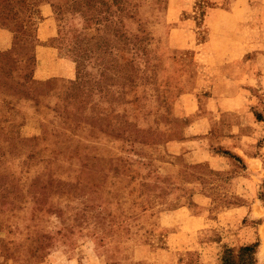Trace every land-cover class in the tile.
I'll use <instances>...</instances> for the list:
<instances>
[{
    "label": "rangeland",
    "instance_id": "1",
    "mask_svg": "<svg viewBox=\"0 0 264 264\" xmlns=\"http://www.w3.org/2000/svg\"><path fill=\"white\" fill-rule=\"evenodd\" d=\"M46 2L73 78L34 76ZM0 26V264H264V0H0ZM236 107L260 161L223 148Z\"/></svg>",
    "mask_w": 264,
    "mask_h": 264
},
{
    "label": "crops",
    "instance_id": "2",
    "mask_svg": "<svg viewBox=\"0 0 264 264\" xmlns=\"http://www.w3.org/2000/svg\"><path fill=\"white\" fill-rule=\"evenodd\" d=\"M42 8L43 17L38 27L39 42L36 44L35 47L36 70L34 72V76L38 79H47L53 76L73 78L76 75L75 59L68 54H63L56 45L50 42V39L53 37L54 34H56L57 31V28L54 29L56 21L53 14V6L51 5V3L46 2L42 5ZM12 38V31L7 27L0 26V49H4L10 46ZM207 98H209L207 100V104L213 101L211 96H208ZM197 107L199 106L196 103V108ZM207 108L210 111L214 110V106ZM233 110L234 111L232 112V114L236 115L237 118L235 119V121L230 122L228 124L231 126L232 130L229 132L230 134L225 137L226 140L222 143L225 144L223 148L231 150L233 153L242 156L245 160L249 161V159H253L254 161H260V159L256 157L262 154L261 152L263 146H258L257 134L251 135L252 133L250 131V128L254 130L257 123L263 122V120L254 117V115H251L250 113L251 118L247 120L248 128L244 130L242 129V127L247 126L243 125V113L241 112L244 111L241 110L240 107H236ZM204 122L207 124L205 129H192L193 134L197 135L201 133H209V129H211L214 125V120L208 114L204 115L203 117H199V119H195L190 128H193V125L198 126L199 124H204ZM207 137L209 136H206V138ZM190 139L191 137L182 140H175L174 143L179 144L181 146L178 151H185L183 146H187L188 142H190ZM195 142L196 144L192 146L193 148L191 150L186 149V153L190 154V156L194 158V160L203 161L207 160V158L215 154L221 155L220 152L222 150H216L211 144H207L211 146H203L202 144L204 143L201 138L195 140Z\"/></svg>",
    "mask_w": 264,
    "mask_h": 264
},
{
    "label": "trees",
    "instance_id": "3",
    "mask_svg": "<svg viewBox=\"0 0 264 264\" xmlns=\"http://www.w3.org/2000/svg\"><path fill=\"white\" fill-rule=\"evenodd\" d=\"M79 79V75L78 78L75 82H72L73 84L77 83ZM80 87V84H78ZM77 88V86H76ZM73 96V94H72ZM73 101H69L68 105L66 106L67 108L69 107V104H71ZM65 107V108H66ZM84 108V106H83ZM259 118L261 117V114L257 115ZM69 117V116H67ZM70 126V125H69ZM229 152V151H228ZM230 154L233 155V157L237 158V159H241L240 156L230 152ZM259 242H253L250 244H244L241 245L238 252L234 253V250L232 247H228L225 249L222 258H221V264H256V251L258 248Z\"/></svg>",
    "mask_w": 264,
    "mask_h": 264
}]
</instances>
